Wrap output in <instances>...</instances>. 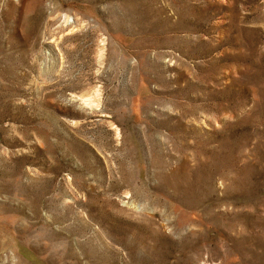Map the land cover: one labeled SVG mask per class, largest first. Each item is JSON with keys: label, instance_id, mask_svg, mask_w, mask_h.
Here are the masks:
<instances>
[{"label": "rangeland", "instance_id": "1", "mask_svg": "<svg viewBox=\"0 0 264 264\" xmlns=\"http://www.w3.org/2000/svg\"><path fill=\"white\" fill-rule=\"evenodd\" d=\"M0 264H264V0H0Z\"/></svg>", "mask_w": 264, "mask_h": 264}]
</instances>
